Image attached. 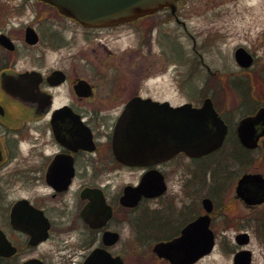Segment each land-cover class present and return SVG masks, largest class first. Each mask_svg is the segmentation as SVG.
<instances>
[{
    "label": "flooded vegetation",
    "instance_id": "af4514ba",
    "mask_svg": "<svg viewBox=\"0 0 264 264\" xmlns=\"http://www.w3.org/2000/svg\"><path fill=\"white\" fill-rule=\"evenodd\" d=\"M181 2L175 11L99 28L37 0H0V264H130L136 256L138 264H173L156 248L186 234L206 214L205 199L213 203L211 228L222 193L210 184L200 197L192 181L198 166L182 197L169 186V165L181 158L197 165V158L179 153L130 166L115 151L124 114L195 106L182 92L168 94L159 68L169 36L162 25L186 28ZM135 171V180L112 186ZM148 173L159 174L164 189L126 197V187ZM232 200L251 211L264 205H247L236 189Z\"/></svg>",
    "mask_w": 264,
    "mask_h": 264
},
{
    "label": "rangeland",
    "instance_id": "374dc122",
    "mask_svg": "<svg viewBox=\"0 0 264 264\" xmlns=\"http://www.w3.org/2000/svg\"><path fill=\"white\" fill-rule=\"evenodd\" d=\"M26 10L24 16L28 14ZM179 12L186 28L174 29L169 24L161 27L169 35L159 67L166 80L167 92H182L184 101L189 100L195 106H200L207 97L212 98L216 109L230 122L232 137L236 139L237 122L264 103V0H183ZM167 16V13L159 15ZM238 48H244L255 58L251 68L243 69L237 64L235 51ZM238 84L240 91L236 87ZM247 91L250 93L244 97L242 92ZM254 106V112H249ZM224 145L214 155L197 159V165L188 158L170 164L169 186L182 197L181 189L191 180L194 166H198L199 177L192 181L201 188L200 197L208 196L210 184L217 188V182L220 183L222 199L216 194L218 208L211 225L216 235V247L199 264H233V256L240 249L234 239L241 230L251 233L247 249L253 252V264H264V227L259 225L264 217V205L251 211L232 200L238 179L243 174L264 176V141L250 153H244L234 141ZM233 153L246 155L249 162L244 166L239 164ZM137 176V171L121 175L111 180L112 186H122ZM224 203L226 210H220ZM135 259L132 258L130 264L140 263L139 257ZM142 260L151 262L149 256Z\"/></svg>",
    "mask_w": 264,
    "mask_h": 264
},
{
    "label": "water",
    "instance_id": "95a60500",
    "mask_svg": "<svg viewBox=\"0 0 264 264\" xmlns=\"http://www.w3.org/2000/svg\"><path fill=\"white\" fill-rule=\"evenodd\" d=\"M50 4L58 11L87 27H109L133 21L164 8L176 9L179 0H39ZM239 66L248 68L253 57L243 48L235 52ZM155 110V109H153ZM161 112L124 114L116 129V155L119 161L131 166H148L185 153L201 158L219 150L228 134V126L214 107L211 98H206L201 107L184 104L172 107L164 104ZM237 135L247 149H256L264 139V106L253 116L239 121ZM163 178L157 173L144 175L138 187L128 186L126 197L136 198L147 194L150 188L164 189ZM237 197L247 205L264 203V176L260 173H245L236 187ZM206 214L190 225L180 239L160 244L156 250L173 264H192L210 254L215 246V235L210 229L213 203L203 201ZM192 229H198V237L192 238ZM243 246L250 242L248 233L236 236ZM172 248L173 255H169ZM233 264H252V252L241 250L234 256Z\"/></svg>",
    "mask_w": 264,
    "mask_h": 264
},
{
    "label": "trees",
    "instance_id": "16d2710c",
    "mask_svg": "<svg viewBox=\"0 0 264 264\" xmlns=\"http://www.w3.org/2000/svg\"><path fill=\"white\" fill-rule=\"evenodd\" d=\"M236 87L238 88V90L240 91L241 90V85L240 84H238V85H236ZM249 91V90H248ZM242 92V94L243 95H245L244 97H247L248 95H249V93L250 92ZM264 104V103H263ZM231 138H232V136H231ZM234 142L235 143H237V147H239L240 148V150H242L244 153H250V151H247V150H245L244 148H242L241 146H240V144L238 143V140H234ZM233 155V157H234V160L236 161V162H238L239 164H243V166H244V164H247V162H249V159H248V157L246 156V155H234V153L232 154ZM262 158H263V160H264V154H263V156H262ZM219 185H220V183H219V181L217 182V188H216V194H218L219 193ZM259 225H261V227L263 226L264 227V217L263 218H261L260 219V222H259ZM258 225V226H259Z\"/></svg>",
    "mask_w": 264,
    "mask_h": 264
}]
</instances>
